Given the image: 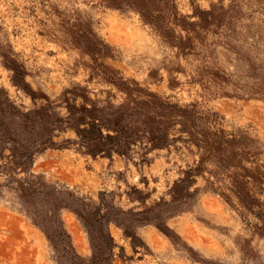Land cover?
<instances>
[{"label": "rangeland", "instance_id": "1", "mask_svg": "<svg viewBox=\"0 0 264 264\" xmlns=\"http://www.w3.org/2000/svg\"><path fill=\"white\" fill-rule=\"evenodd\" d=\"M263 176L264 0H0V264H264Z\"/></svg>", "mask_w": 264, "mask_h": 264}, {"label": "trees", "instance_id": "2", "mask_svg": "<svg viewBox=\"0 0 264 264\" xmlns=\"http://www.w3.org/2000/svg\"><path fill=\"white\" fill-rule=\"evenodd\" d=\"M264 177V176H263ZM259 208L261 207V205L258 206Z\"/></svg>", "mask_w": 264, "mask_h": 264}, {"label": "bare ground", "instance_id": "3", "mask_svg": "<svg viewBox=\"0 0 264 264\" xmlns=\"http://www.w3.org/2000/svg\"><path fill=\"white\" fill-rule=\"evenodd\" d=\"M76 229V228H75ZM78 232V231H77ZM76 234V233H75ZM80 239V238H79ZM81 241V240H80Z\"/></svg>", "mask_w": 264, "mask_h": 264}]
</instances>
